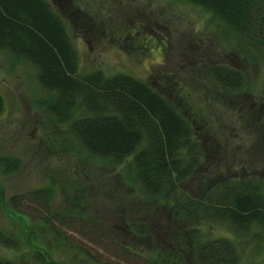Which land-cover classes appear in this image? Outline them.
<instances>
[{"label":"rangeland","instance_id":"1","mask_svg":"<svg viewBox=\"0 0 264 264\" xmlns=\"http://www.w3.org/2000/svg\"><path fill=\"white\" fill-rule=\"evenodd\" d=\"M53 3L77 50L81 73L122 71L166 92L168 83L170 87L178 83L175 87L181 88L183 101L198 112L194 125L199 137L213 139L212 149L203 155L197 174L182 181L169 198L148 200L134 178L131 157L114 163L86 150L70 131L69 121H60L46 108L50 92L38 80L36 68L0 50L4 99L0 112V258L13 264H100L75 245L57 243L44 216L56 222L63 213L94 217L116 230L112 231L117 241L123 243L87 240L82 234L90 225L78 223L73 216L63 224L74 243L90 248L103 263L153 264L158 257L167 264V255L173 259L177 251L167 253V236L176 221L177 227L182 223L183 200L196 204L195 198L221 176L264 179V123H259L264 122V104L259 100L264 90V54L257 62L238 59L231 39L222 34V25L211 12L186 0ZM208 62L240 68L243 88L251 95L219 91L209 76ZM253 98L258 103L248 111ZM81 112L77 108L73 116ZM248 119L256 121V127L246 125ZM205 171L214 175L205 178ZM130 188L134 190L127 196ZM10 196H16L27 215L18 216L12 210ZM137 201L126 215L142 220L149 238L135 237L123 219L122 206L128 208ZM199 216L197 210H190L186 227L193 233L229 235L237 244L236 264H264L263 230L255 226L241 233L224 221L208 222Z\"/></svg>","mask_w":264,"mask_h":264},{"label":"trees","instance_id":"2","mask_svg":"<svg viewBox=\"0 0 264 264\" xmlns=\"http://www.w3.org/2000/svg\"><path fill=\"white\" fill-rule=\"evenodd\" d=\"M186 1L211 12L222 25V34L231 39L233 54L238 59L260 60L264 54V0ZM57 9L53 0H0V50L36 68L38 80L50 92L46 108L60 121H69L68 127L79 144L114 163L131 157L134 178L148 200L169 198L182 181L197 174L203 155L212 149L213 139L206 141V137L201 139L197 133L194 124L198 112L188 101H183L181 88L175 87L178 83L171 87L168 83L166 92L122 71L109 75L100 69L81 73L77 50ZM207 65L219 91L233 92V95L243 92L242 97L245 93L251 95V91L243 88L245 82L240 68L225 63L208 62ZM259 95L264 104V90ZM257 103L255 98L248 102V111ZM77 108L82 112L74 117L73 111ZM3 109L0 92V112ZM245 123L256 127L254 120L248 119ZM203 173L205 178L214 175ZM133 190L130 188L125 194L128 196ZM8 201L18 216L28 214L17 204L16 196H10ZM195 201L196 204L188 199L181 202L184 218L179 222L182 223L177 227L174 218L175 226L167 236V253L177 251L173 259L167 255V264H236L239 260L233 237L195 234L186 227L191 220V209L200 213V219L224 221L234 231L248 233L255 226L264 231V179L261 177L221 176ZM137 203L128 208L122 206L123 219H127L126 227L135 237L149 238L145 223L126 215ZM69 216L91 226L85 227L82 234L87 240L123 243L117 241L114 228L97 218L59 213L55 222L45 215L44 220L49 222L50 232L59 245H75L84 256L103 263L98 254L74 243L65 233L63 224L68 223ZM10 238L7 236L6 240ZM152 263L164 264L158 257ZM0 264L13 262L0 258Z\"/></svg>","mask_w":264,"mask_h":264}]
</instances>
